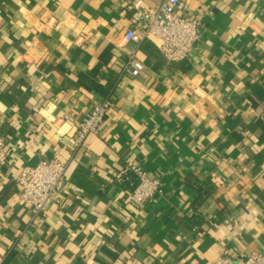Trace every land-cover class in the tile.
Segmentation results:
<instances>
[{
    "label": "crops",
    "instance_id": "obj_1",
    "mask_svg": "<svg viewBox=\"0 0 264 264\" xmlns=\"http://www.w3.org/2000/svg\"><path fill=\"white\" fill-rule=\"evenodd\" d=\"M131 1L0 0L6 264H210L221 247L264 251V0H183L200 20L189 58L170 64L148 38L139 75L119 77ZM108 94L100 132L74 145ZM53 155L67 161L64 191L33 216L9 171ZM130 160L163 196L129 200Z\"/></svg>",
    "mask_w": 264,
    "mask_h": 264
},
{
    "label": "built area",
    "instance_id": "obj_2",
    "mask_svg": "<svg viewBox=\"0 0 264 264\" xmlns=\"http://www.w3.org/2000/svg\"><path fill=\"white\" fill-rule=\"evenodd\" d=\"M131 24L123 32V42L133 44L126 54L119 70V77H136L143 69L137 55L140 44L154 38L161 55L168 63L185 61L200 40V20L196 16L183 14V0H159L150 8L142 0H132ZM112 106L111 94L93 102L90 110L78 123L73 144L79 145L88 134H98L108 110ZM68 115L63 116L67 120ZM0 165H7L6 141L0 135ZM133 178V187L128 190V198L135 204H143L155 196H163L165 189L159 178L150 177L142 164L135 160L126 163ZM67 161L53 155L42 158L32 166H24L18 172H10L19 190L20 199L29 204L33 216L42 214L48 206L59 202L66 182ZM24 230L20 231V234ZM5 256H0V264H6ZM210 264H264V251L255 250L247 255H238L230 248L221 247Z\"/></svg>",
    "mask_w": 264,
    "mask_h": 264
},
{
    "label": "trees",
    "instance_id": "obj_3",
    "mask_svg": "<svg viewBox=\"0 0 264 264\" xmlns=\"http://www.w3.org/2000/svg\"><path fill=\"white\" fill-rule=\"evenodd\" d=\"M126 177H128V178L130 177V182H127L129 184L128 189L130 190V189H132L134 183H133L132 175L129 171H127ZM126 177L122 176L123 180H124V178L126 179Z\"/></svg>",
    "mask_w": 264,
    "mask_h": 264
},
{
    "label": "water",
    "instance_id": "obj_4",
    "mask_svg": "<svg viewBox=\"0 0 264 264\" xmlns=\"http://www.w3.org/2000/svg\"><path fill=\"white\" fill-rule=\"evenodd\" d=\"M30 166H32V165H30Z\"/></svg>",
    "mask_w": 264,
    "mask_h": 264
}]
</instances>
